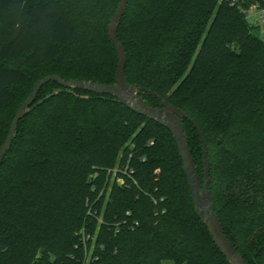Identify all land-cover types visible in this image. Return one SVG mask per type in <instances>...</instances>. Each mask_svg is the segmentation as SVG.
<instances>
[{"label":"trees","instance_id":"16d2710c","mask_svg":"<svg viewBox=\"0 0 264 264\" xmlns=\"http://www.w3.org/2000/svg\"><path fill=\"white\" fill-rule=\"evenodd\" d=\"M250 1L128 0L117 37L127 82L199 126L215 214L246 264H264V41L240 8ZM118 2L0 0V110L14 107L0 146L45 76L115 82L107 27ZM56 90L19 120L0 164V264H230L195 211L172 133L55 80L33 104ZM182 125L203 183L199 135Z\"/></svg>","mask_w":264,"mask_h":264},{"label":"water","instance_id":"95a60500","mask_svg":"<svg viewBox=\"0 0 264 264\" xmlns=\"http://www.w3.org/2000/svg\"><path fill=\"white\" fill-rule=\"evenodd\" d=\"M127 2L128 0H119L118 6L113 16L111 17L107 27L109 39L117 54L115 82L113 84H104L93 82L90 80H62L56 75H48L38 80L33 86L31 92L27 95L21 106L18 108L10 122L7 136L0 146V164L12 146L17 123L19 122V120H21L36 106L42 104L47 98L59 92V90L53 91L51 95L33 104L38 90L44 83L50 80H55L66 89L69 87H73L96 94L111 95L121 104L125 105L132 111L166 127L172 133L178 154L181 159L183 173L187 179L188 186L191 192L195 211L201 216L214 243L219 248L223 256L229 261V263L246 264L243 257L228 240L220 224V221L215 214L210 192L208 189L209 165L207 159L206 141L199 126L184 111L180 110L177 107H174L157 92L151 91L144 87L130 84L125 79L124 66L126 62V54L121 44L119 43L117 37V27L121 20V17L126 11ZM142 93H150L151 95L155 96L160 100L162 106L156 108L148 105L142 98ZM182 118H186L193 123L200 138L202 146L203 183L201 182L200 177L197 173L196 165L194 164L192 155L189 150L188 142L182 125Z\"/></svg>","mask_w":264,"mask_h":264},{"label":"built area","instance_id":"2783aa9c","mask_svg":"<svg viewBox=\"0 0 264 264\" xmlns=\"http://www.w3.org/2000/svg\"><path fill=\"white\" fill-rule=\"evenodd\" d=\"M232 2H238L239 0H232ZM240 6V4H239ZM242 9L246 19L252 25H255L257 28L258 34L260 38L264 41V0L260 2L258 0H253L248 3L247 6H240ZM127 169L124 170L122 173H126ZM115 170L112 172L111 180L116 181L118 184H124L125 180L121 174L117 173ZM119 177V178H118ZM91 252H88V255L91 257ZM88 256V258H89Z\"/></svg>","mask_w":264,"mask_h":264},{"label":"rangeland","instance_id":"374dc122","mask_svg":"<svg viewBox=\"0 0 264 264\" xmlns=\"http://www.w3.org/2000/svg\"><path fill=\"white\" fill-rule=\"evenodd\" d=\"M21 88L22 89H20L19 96H18V99L20 100V103L24 99V97L26 96L25 94L31 89V87H29V86H26V87L23 86ZM13 109H14V107L11 108L10 110H7V112L5 110H3V111L0 110V119H3V120L8 121V118L11 115ZM121 168L123 169V171L126 170L127 169V164L124 165V166H121ZM170 263L171 264H175L172 260H162L160 264H170ZM180 264H185V263H180Z\"/></svg>","mask_w":264,"mask_h":264},{"label":"crops","instance_id":"0c3cea01","mask_svg":"<svg viewBox=\"0 0 264 264\" xmlns=\"http://www.w3.org/2000/svg\"><path fill=\"white\" fill-rule=\"evenodd\" d=\"M171 264V263H170Z\"/></svg>","mask_w":264,"mask_h":264}]
</instances>
